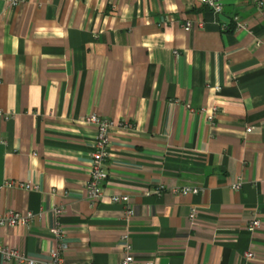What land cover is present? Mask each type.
<instances>
[{"label": "crops", "instance_id": "1", "mask_svg": "<svg viewBox=\"0 0 264 264\" xmlns=\"http://www.w3.org/2000/svg\"><path fill=\"white\" fill-rule=\"evenodd\" d=\"M220 1L214 15L200 0H0V215L34 217L0 226V246L44 264L58 225L64 264H120L124 233L133 264H264V5ZM91 114L129 125L105 162L129 218L87 199Z\"/></svg>", "mask_w": 264, "mask_h": 264}, {"label": "built area", "instance_id": "2", "mask_svg": "<svg viewBox=\"0 0 264 264\" xmlns=\"http://www.w3.org/2000/svg\"><path fill=\"white\" fill-rule=\"evenodd\" d=\"M7 3L9 6H17L23 3L25 0H2ZM201 4L212 11L214 15H220L222 12V3L220 0H200ZM257 6L262 8L264 5L263 0H256ZM235 30L244 29L242 23H238L235 18ZM194 26L191 22H185L183 27L185 30H189ZM198 26H201V23H198ZM225 29V28H223ZM217 107H210L202 110V113L205 115L208 122L212 123L216 116ZM0 117H6L3 113L0 112ZM81 122L92 125L96 129L95 141H94V150L90 158V172L89 179L85 185V191L87 199L90 201L91 205H95L99 202L107 201L108 203L124 205L125 206V217L129 218L133 215V210L129 206L130 197L124 194H107L105 192V188L107 186L108 181V171L106 167V160L109 156V148H110V132L113 128L118 126H126L127 124H116L114 121L99 117L95 114L87 115L81 119ZM129 126V125H127ZM250 131V129H247ZM4 186H17L22 187L26 190L36 189L34 185L31 183H16L11 181H5ZM233 190H237L239 188V184H233L231 186ZM161 189H155L152 193L158 194ZM199 188L197 187H183V188H175L172 190L173 193L181 194V195H190L197 194L199 192ZM150 193V192H149ZM198 208L192 207L190 209V225H194L195 218L198 214ZM52 214L55 218H60L64 214V210L61 207H55L52 209ZM33 215L28 212L26 214H19L13 211L6 212L0 215V226L3 227H14L17 225H28L33 220ZM261 222L255 217L250 223L247 225L248 232H254L260 228ZM53 234L55 236L56 246L49 253V260L44 264H64V260L62 259V254L67 251V243L64 239V233L60 229L58 225L53 228ZM121 241L123 244V259L120 264H133L134 263V255L132 253L131 244L129 241V236L127 233L121 235ZM0 257L5 262H13L15 264H39L35 259L29 258L24 252L21 250L11 248L8 246H0ZM243 258L245 261L250 262L254 258V254L251 251L244 253ZM142 264H156L154 260L144 261Z\"/></svg>", "mask_w": 264, "mask_h": 264}]
</instances>
